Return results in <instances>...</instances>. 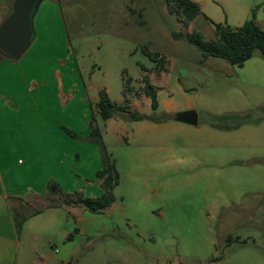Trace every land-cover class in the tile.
<instances>
[{
	"label": "rangeland",
	"instance_id": "obj_1",
	"mask_svg": "<svg viewBox=\"0 0 264 264\" xmlns=\"http://www.w3.org/2000/svg\"><path fill=\"white\" fill-rule=\"evenodd\" d=\"M199 1L200 18L184 24L166 0H152L143 30L130 16L118 17L123 0L60 3L66 40L51 33L56 46L37 49L43 67L40 74L38 67L24 71L25 90L41 78L45 98L36 104L37 92L26 93L24 104L49 110L70 143L41 165L53 177L47 193L53 206L43 199L26 204L22 224L16 216L20 264H264V68L252 65L262 59L255 52L242 68L215 58L201 62L193 46L171 38L194 33L211 42L214 26L225 27L246 4L264 19V0ZM72 63L64 90L75 99L63 113L67 97L59 91L55 97L53 77ZM143 71L158 87L161 106L175 109L171 115L194 111L197 126L105 124L85 97L81 104L83 85L90 98L106 85L112 102L152 115L143 101ZM91 123L102 144L90 136ZM104 152L118 175L114 204L99 215L76 202L65 205L103 193L95 175Z\"/></svg>",
	"mask_w": 264,
	"mask_h": 264
},
{
	"label": "crops",
	"instance_id": "obj_2",
	"mask_svg": "<svg viewBox=\"0 0 264 264\" xmlns=\"http://www.w3.org/2000/svg\"><path fill=\"white\" fill-rule=\"evenodd\" d=\"M62 1L64 0L37 1L31 14V42L27 51L19 59L9 60L0 53V264H20V236L16 216L21 218L22 224L27 219L24 213L26 204L41 203L43 199L49 202L50 196L47 193L50 192L49 188L53 177L43 175L44 172L49 171H46L41 165L45 161L53 159L54 153L59 151L60 145H68L67 143H70V140L61 131L63 128L62 123L52 119L49 110L41 108L40 105L30 108L24 104L26 93L31 95L37 92V95L34 94L33 100L36 104H39L40 99L45 98L46 90L44 87L47 83L41 78L39 79V84L35 83L30 91L27 92L25 90L26 79L24 75L26 74L24 71H30V75L35 74L32 70L38 67L40 74L44 58L39 57L35 53H37V49H48L51 46H56V44H53L54 42H50L51 33L54 34L55 39V34L61 32L62 39L66 40L61 20L62 10L60 3ZM191 1L198 4L202 11L199 0ZM15 2L16 0H0V25L13 13ZM151 2L152 0H123L125 9L119 10L118 17L126 19L130 16L133 25L143 30L147 26ZM253 6L254 3L244 5L237 16L229 14L228 19L225 21V27H229L232 30L239 29L243 24L251 20L252 15L250 12ZM199 18L200 16H197L190 23H194ZM254 22L264 32L263 17L256 13ZM50 28L53 29L54 33L51 32ZM253 58L247 63H250ZM24 59L25 62H23ZM263 61V59L255 60L252 65L264 68ZM23 63H26L28 67L23 66ZM141 67L143 69V66ZM72 68L73 63L71 68L67 65L64 75L59 72L57 76L54 75L53 77L56 85L55 97L58 91L61 96L67 97L66 105L62 109L63 113L73 104L75 99L72 89L64 90L68 75L70 76L73 73ZM146 74H148L147 71H143L140 79H147L154 88L158 101L156 112L162 109L163 114L171 115L175 109L171 108L168 103L161 106L158 87L152 84L151 74ZM163 74L161 73L162 76ZM28 80L34 81L31 76ZM83 87L81 104L85 103L86 98L90 109L93 107L98 113L95 107L98 100V92L104 90L109 97L108 88L106 85H101L96 88L94 95L90 98L89 93L91 90L86 85H83ZM143 101L149 104V99L145 96ZM42 114H45V119ZM86 114L83 111V118ZM113 121L108 120L105 124ZM147 124L155 128H163L170 125L169 121L159 124L147 122ZM87 129L88 127L84 133H87ZM52 192H55V190ZM52 206L50 202L47 205L48 208Z\"/></svg>",
	"mask_w": 264,
	"mask_h": 264
},
{
	"label": "trees",
	"instance_id": "obj_3",
	"mask_svg": "<svg viewBox=\"0 0 264 264\" xmlns=\"http://www.w3.org/2000/svg\"><path fill=\"white\" fill-rule=\"evenodd\" d=\"M168 12L176 16L178 21L189 24L197 16L201 15L198 4L191 0H166ZM215 39L211 42H204L197 34L183 35L181 33H172L171 38L174 41H185L193 46L201 55V62L208 58L221 59L237 68H242L244 63L249 61L255 52L264 60V32L254 22V15L251 20L243 24L239 29L232 30L229 27L214 26ZM2 56V55H1ZM144 96L150 101L152 115L139 114L136 111H130L125 106H120L110 100L104 90L98 92V100L95 105L98 115L103 122L108 120L122 119L131 122H150L159 124L167 121H174V115L154 114L158 109V101L154 88L147 79H143ZM90 136L100 140V133L90 124ZM101 182L103 193L97 198H81L76 201L71 198L66 199L65 205L81 204L90 213L99 215L105 209L111 207L115 198L113 189L118 185V175L104 152V167L95 175ZM76 202V203H75ZM72 236H68L70 241ZM229 240V239H228Z\"/></svg>",
	"mask_w": 264,
	"mask_h": 264
},
{
	"label": "water",
	"instance_id": "obj_4",
	"mask_svg": "<svg viewBox=\"0 0 264 264\" xmlns=\"http://www.w3.org/2000/svg\"><path fill=\"white\" fill-rule=\"evenodd\" d=\"M38 0H16L13 13L0 25V53L9 60L19 59L31 42V14ZM174 121L188 126H197L194 111L174 114Z\"/></svg>",
	"mask_w": 264,
	"mask_h": 264
}]
</instances>
